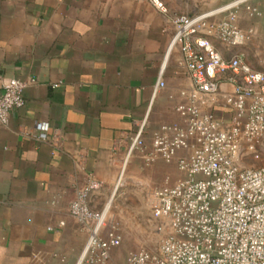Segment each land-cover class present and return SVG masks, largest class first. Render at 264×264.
I'll use <instances>...</instances> for the list:
<instances>
[{
	"label": "crops",
	"instance_id": "1",
	"mask_svg": "<svg viewBox=\"0 0 264 264\" xmlns=\"http://www.w3.org/2000/svg\"><path fill=\"white\" fill-rule=\"evenodd\" d=\"M160 1L166 12L152 0H0V96L10 78L28 83L25 106L0 122V264H78L89 236L70 214L78 190L99 182L90 206L104 209L125 163H145L127 157L140 126L149 152L161 125L182 122L174 107L193 83L173 19L236 0ZM255 19L240 10L243 28Z\"/></svg>",
	"mask_w": 264,
	"mask_h": 264
},
{
	"label": "built area",
	"instance_id": "2",
	"mask_svg": "<svg viewBox=\"0 0 264 264\" xmlns=\"http://www.w3.org/2000/svg\"><path fill=\"white\" fill-rule=\"evenodd\" d=\"M152 2L167 11L160 0ZM242 8L264 21V12L251 0L173 19L177 31L171 46L180 45L193 83L190 91L181 93L187 102L174 107L182 122L161 125L149 152L143 123L127 157L140 152L146 164L159 159L174 164L179 176L173 183L168 177L153 190L158 248L130 252L126 264H264V165L242 164L246 152L261 159L264 149V72L253 69L243 55L225 54L214 43L218 39L230 51L253 38L254 28L240 25ZM164 85L160 80L157 88ZM27 86L18 78L4 83L2 124L8 125L12 112L25 106ZM218 104L227 117L214 108ZM36 129L45 139L48 125L39 123ZM99 188V182L89 180L70 206L71 216L89 235L81 264H114L112 251L122 243L117 229L107 223L108 210L90 206Z\"/></svg>",
	"mask_w": 264,
	"mask_h": 264
},
{
	"label": "rangeland",
	"instance_id": "3",
	"mask_svg": "<svg viewBox=\"0 0 264 264\" xmlns=\"http://www.w3.org/2000/svg\"><path fill=\"white\" fill-rule=\"evenodd\" d=\"M251 24L249 27L254 28L255 35L245 44L229 51L218 39H214V43L225 54L234 52L243 55L253 69L264 72V21L256 18ZM217 106L221 107L222 104ZM221 109H218L221 116L227 117L226 111ZM242 164L250 167L263 166L264 149L261 151V159H255L253 154L246 152ZM166 165L160 159L151 164L133 161L127 167L125 163V174L104 205V209L107 207L108 210V225L114 226L122 237L121 245L112 251L114 264H126L130 252L142 249L155 251L158 248L159 238L152 214V194L154 188L163 184L169 175Z\"/></svg>",
	"mask_w": 264,
	"mask_h": 264
},
{
	"label": "bare ground",
	"instance_id": "4",
	"mask_svg": "<svg viewBox=\"0 0 264 264\" xmlns=\"http://www.w3.org/2000/svg\"><path fill=\"white\" fill-rule=\"evenodd\" d=\"M107 209V208H106Z\"/></svg>",
	"mask_w": 264,
	"mask_h": 264
}]
</instances>
